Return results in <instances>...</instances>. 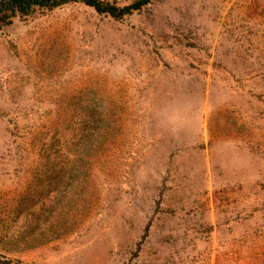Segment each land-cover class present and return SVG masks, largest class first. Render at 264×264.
<instances>
[{
	"label": "rangeland",
	"instance_id": "obj_1",
	"mask_svg": "<svg viewBox=\"0 0 264 264\" xmlns=\"http://www.w3.org/2000/svg\"><path fill=\"white\" fill-rule=\"evenodd\" d=\"M0 264H264V0L3 27Z\"/></svg>",
	"mask_w": 264,
	"mask_h": 264
},
{
	"label": "trees",
	"instance_id": "obj_2",
	"mask_svg": "<svg viewBox=\"0 0 264 264\" xmlns=\"http://www.w3.org/2000/svg\"><path fill=\"white\" fill-rule=\"evenodd\" d=\"M150 0H128L118 4L109 0H0V30L9 25L15 18L24 19L37 11H46L61 5L77 2L92 8L98 14H105L113 19L140 10Z\"/></svg>",
	"mask_w": 264,
	"mask_h": 264
}]
</instances>
